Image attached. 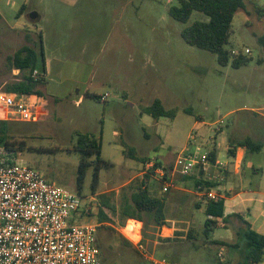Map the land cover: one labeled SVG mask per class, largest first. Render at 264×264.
I'll use <instances>...</instances> for the list:
<instances>
[{
  "label": "rangeland",
  "instance_id": "1",
  "mask_svg": "<svg viewBox=\"0 0 264 264\" xmlns=\"http://www.w3.org/2000/svg\"><path fill=\"white\" fill-rule=\"evenodd\" d=\"M177 5L178 0H0V94L22 78L9 69L8 60L29 45L39 54L37 70L44 81L38 90L45 96L38 122L5 117L0 137L25 165L82 197L85 218L80 221L98 226L101 264H153L161 258L176 264H243L246 248L235 226L213 228L206 236L207 217L196 204H205L207 197L186 196L174 184L164 191L165 182L154 173L148 188L165 199L166 217L176 220L167 223L176 229L173 239L159 238L161 244L155 245L148 218V224L140 221L144 239L139 246H128L122 238L128 239L121 231L128 222L121 216L123 198L130 183L151 170L129 158L131 148L139 158L170 169L179 155L209 151L220 121L226 137L238 130L247 137L257 114L252 110L264 115V48L259 43L264 17L256 7H264V0L246 1L233 21L227 49L250 59L240 68L232 61L223 66L212 53L188 45L183 30L208 19L194 12L188 23H180L169 15ZM32 13L38 19L32 20ZM156 99L175 116L154 119L144 113ZM84 133L99 140L100 157L111 165L101 168L96 184L91 167L79 189L81 156L74 147ZM249 157L260 167L264 149ZM244 177L254 175L246 170ZM189 181L192 190H199ZM101 211L107 222L100 220ZM221 240L240 246L212 243Z\"/></svg>",
  "mask_w": 264,
  "mask_h": 264
},
{
  "label": "built area",
  "instance_id": "2",
  "mask_svg": "<svg viewBox=\"0 0 264 264\" xmlns=\"http://www.w3.org/2000/svg\"><path fill=\"white\" fill-rule=\"evenodd\" d=\"M234 55L240 52L232 51ZM41 73L35 70L32 78ZM103 101L107 100L104 96ZM0 114L13 120L38 122L44 116L38 100L23 93L0 94ZM224 121H220L221 130ZM200 151V148H197ZM20 153L0 141V264H101L98 226L81 222L85 217L82 197L65 187L49 182L35 169L25 165ZM210 152L179 155L170 169L158 167L155 175L165 182L164 191L173 185L174 176H192L201 164L209 162ZM151 163V162H150ZM155 163H148L153 168ZM207 200L222 199L215 192ZM212 218V217H210ZM133 222L131 234L125 229ZM134 229V230H133ZM139 246L143 225L129 219L121 230ZM153 264H173L168 259H152ZM261 264H264V256Z\"/></svg>",
  "mask_w": 264,
  "mask_h": 264
},
{
  "label": "trees",
  "instance_id": "3",
  "mask_svg": "<svg viewBox=\"0 0 264 264\" xmlns=\"http://www.w3.org/2000/svg\"><path fill=\"white\" fill-rule=\"evenodd\" d=\"M25 7L23 5L22 10ZM245 7L246 0H178V5L169 9V15L174 20L183 24L188 23L194 12H199L206 16L207 21H195L183 30V40L192 47L212 53L223 66H227L232 61L233 67L240 68L247 65L250 59L242 51L238 55H234L232 50L227 49V45L230 43V39L234 33L233 21L235 16ZM256 7L257 11L264 17V7ZM259 43L264 48V35L259 37ZM38 63L39 54L36 49L29 45L22 46L8 60L9 69L11 71H19L22 78L9 84L5 92L23 93L34 96L38 100L41 106V112L43 113L45 110V96L38 90V86L42 85L44 75L41 74L37 80L32 78V73L38 69ZM96 98L101 99L100 96H96ZM144 113L151 115L154 119L161 117L173 118L175 116V111L166 109L160 99H156L152 105L145 108ZM0 120H4L3 114H0ZM2 123H0V131ZM0 141L9 144V142H5L1 137ZM238 145L245 147L253 153L260 152L264 147L262 144L250 138L243 140ZM74 148L81 156L78 168L79 189H82L87 172L93 166H95L94 184H96L101 168L111 165L100 157L101 145L99 140L88 133L79 134ZM229 155L233 156L234 150L230 149ZM128 156L130 159L139 160L145 164L150 163L146 158H139L134 148L129 150ZM93 157H96L95 161L92 159ZM209 161H216L215 150L210 152ZM158 167H162V165L157 161L150 172L146 173L143 178H138L130 183L128 188L129 194L124 196L121 204V216L124 221L135 219L144 224H148V221L145 219L148 218L155 229L162 228L166 225V201L164 198L154 196L148 188L150 175ZM187 178L192 179L190 176ZM195 184L196 187L202 185L201 181H196ZM201 191H203V187ZM103 203L108 209L115 211V208L110 207L106 201ZM196 206L198 209L203 210L207 217L205 222V233L207 237V234L212 232L213 228H227L230 217L224 214L225 202L223 199L208 200L205 204L197 203ZM237 217L243 225L242 236L250 246L249 252L247 253L248 264H261L264 256V235L254 231L249 221L241 216ZM100 220L103 222L108 221V217L103 211L100 212ZM122 238L128 246L136 247L128 239Z\"/></svg>",
  "mask_w": 264,
  "mask_h": 264
},
{
  "label": "crops",
  "instance_id": "4",
  "mask_svg": "<svg viewBox=\"0 0 264 264\" xmlns=\"http://www.w3.org/2000/svg\"><path fill=\"white\" fill-rule=\"evenodd\" d=\"M82 99L83 98L81 97L77 104H79ZM252 111L257 114L252 122L253 133L251 136H242L238 130L234 131L231 136L226 137L225 131H223L222 128L218 131L219 134L212 138L209 145L211 147H209L208 152L214 150L216 151V161H209L201 164L194 170L192 176H190L194 182L201 181L202 185L199 186V190L194 191L191 189V181H189L191 180L190 178L182 177L181 179H176L177 176H174L171 179L174 184V188L178 189L186 196L196 195L199 199H201V197L205 196V194L210 191L221 196L225 202L224 214L225 216L230 217V221L227 226H235L233 227L234 230L243 238L242 241L243 244H245L246 250L243 257V264H248L247 253L249 252L250 246L242 236L243 225L240 223L237 216H241L245 220L249 221L254 231L264 235V163L260 167H257L255 160H252L249 157L251 153H261L264 147L260 152L253 153L245 147H240L238 145L243 140L250 138L264 146V115L259 114V109ZM230 149L234 150L233 156L229 155ZM225 154L226 159L222 160ZM146 165L148 166V164ZM246 170H250L254 177L251 179L244 177ZM202 187L203 191H201ZM155 190L156 189H154L153 192H156ZM157 197L160 198L159 195ZM170 221L174 222L176 220L167 218L166 225L162 228H154L155 235L158 238H155V241H153L155 245L161 244L159 242V238L162 240L173 239L176 229L174 227H168L167 223ZM165 231H168L169 234L166 235ZM212 243L219 246H240L237 245L238 243H233L231 240H221L220 243H215V241H213ZM229 261L234 262L236 260L230 256ZM240 263L241 262H239V264ZM173 264L176 263L173 262ZM211 264L215 263L211 262Z\"/></svg>",
  "mask_w": 264,
  "mask_h": 264
},
{
  "label": "bare ground",
  "instance_id": "5",
  "mask_svg": "<svg viewBox=\"0 0 264 264\" xmlns=\"http://www.w3.org/2000/svg\"><path fill=\"white\" fill-rule=\"evenodd\" d=\"M130 224L131 225L127 229H125V232L131 234L133 238H137L134 236V234L131 233V229L133 228V222H131Z\"/></svg>",
  "mask_w": 264,
  "mask_h": 264
},
{
  "label": "water",
  "instance_id": "6",
  "mask_svg": "<svg viewBox=\"0 0 264 264\" xmlns=\"http://www.w3.org/2000/svg\"><path fill=\"white\" fill-rule=\"evenodd\" d=\"M38 17H39V16H38L37 13H32V14H31V19H32V20H36V19H38Z\"/></svg>",
  "mask_w": 264,
  "mask_h": 264
}]
</instances>
